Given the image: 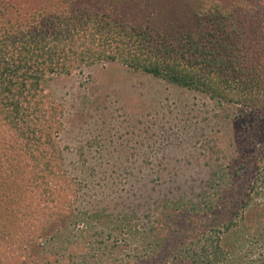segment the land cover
<instances>
[{
	"label": "trees",
	"instance_id": "16d2710c",
	"mask_svg": "<svg viewBox=\"0 0 264 264\" xmlns=\"http://www.w3.org/2000/svg\"><path fill=\"white\" fill-rule=\"evenodd\" d=\"M106 63L264 110V0H0V264H264V147L211 181L204 230L181 204L137 223L76 207L50 82Z\"/></svg>",
	"mask_w": 264,
	"mask_h": 264
},
{
	"label": "rangeland",
	"instance_id": "374dc122",
	"mask_svg": "<svg viewBox=\"0 0 264 264\" xmlns=\"http://www.w3.org/2000/svg\"><path fill=\"white\" fill-rule=\"evenodd\" d=\"M165 16L164 23H177ZM49 92L62 108L59 141L79 189L75 205L91 213L137 223L153 219L167 202L170 212L181 204L180 219L193 223L203 215L194 211L213 193L211 181L239 167L249 177L252 156L264 147V110L218 105L119 64L54 76ZM123 251L120 244L116 256Z\"/></svg>",
	"mask_w": 264,
	"mask_h": 264
}]
</instances>
